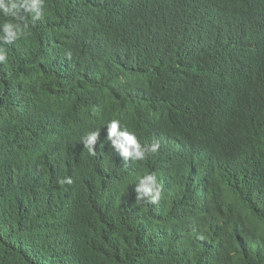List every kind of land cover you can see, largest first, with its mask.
<instances>
[{"label": "trees", "instance_id": "1", "mask_svg": "<svg viewBox=\"0 0 264 264\" xmlns=\"http://www.w3.org/2000/svg\"><path fill=\"white\" fill-rule=\"evenodd\" d=\"M22 15L0 63V264H264V122L242 111L264 0H44ZM112 119L161 147L124 160L103 147ZM148 173L156 204L135 199Z\"/></svg>", "mask_w": 264, "mask_h": 264}, {"label": "clouds", "instance_id": "2", "mask_svg": "<svg viewBox=\"0 0 264 264\" xmlns=\"http://www.w3.org/2000/svg\"><path fill=\"white\" fill-rule=\"evenodd\" d=\"M43 5L44 0H0V63L7 60V51L2 45L12 44L28 32L27 24L20 22L24 19L22 14L30 15L33 21L38 20L43 15ZM218 26L219 23L215 27ZM257 71L253 77L246 79L252 95L242 104L244 117L252 123L264 122V69ZM98 136L99 131H93L81 141L90 155H95ZM106 136L114 151L124 160L144 161L148 155L156 153L159 149V143H152V140L147 138L142 145L134 133L122 130L118 119H112L107 123ZM243 148L245 151L246 148ZM248 149L251 151L250 146ZM59 182L71 185L73 179L65 176ZM134 192L136 200L156 204L161 198L162 188L155 174L148 173L139 178Z\"/></svg>", "mask_w": 264, "mask_h": 264}, {"label": "water", "instance_id": "3", "mask_svg": "<svg viewBox=\"0 0 264 264\" xmlns=\"http://www.w3.org/2000/svg\"><path fill=\"white\" fill-rule=\"evenodd\" d=\"M122 18H123V12H122V14H120V16H118V19H117L116 24H115V26H116V28H118V30H120V28H121V20H123ZM106 126H107V124H106ZM106 126L103 129H100V131L102 132V134H101L102 135L101 140L104 139V140H102V142L105 141V140H107V136H106ZM135 135L137 136L138 134L136 133ZM144 139L145 138L142 139V141H143L142 144L144 143ZM147 139L152 140V143H154V142L155 143H159V148L161 147L160 142L157 139H154V138H147ZM110 146H111V144H103V147H105V148L106 147H110ZM180 146H183V145L180 143L179 140H176V141L170 142V144L166 147V149H165V158H166V160L168 162H173L174 161L175 156H174L173 152L176 151L177 149H179ZM188 146H191V145L189 144ZM163 147H165V146H163ZM187 149H188V147H187ZM240 149H241V151H243L244 148L241 147ZM184 151H185V148L181 149L180 152H184ZM149 156L150 155H148V157ZM236 165H237V163H236Z\"/></svg>", "mask_w": 264, "mask_h": 264}, {"label": "bare ground", "instance_id": "4", "mask_svg": "<svg viewBox=\"0 0 264 264\" xmlns=\"http://www.w3.org/2000/svg\"><path fill=\"white\" fill-rule=\"evenodd\" d=\"M250 1H248V4H250L249 3ZM178 48V47H177ZM137 51H140V50H137ZM260 69V68H259ZM259 69H257V70H259ZM250 71V72H247V73H245V79L244 80H246V79H249L250 77H253L255 74H257L258 73V71ZM219 123L220 124H222V120H219ZM187 148V147H186ZM236 162V161H235Z\"/></svg>", "mask_w": 264, "mask_h": 264}]
</instances>
